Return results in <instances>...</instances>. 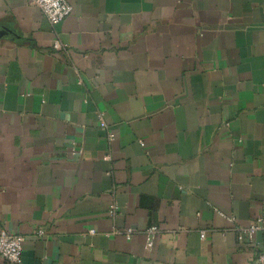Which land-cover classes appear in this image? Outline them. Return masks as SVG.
<instances>
[{
    "label": "crops",
    "instance_id": "1",
    "mask_svg": "<svg viewBox=\"0 0 264 264\" xmlns=\"http://www.w3.org/2000/svg\"><path fill=\"white\" fill-rule=\"evenodd\" d=\"M68 1L52 25L0 0V229L25 236L20 264H252L264 0Z\"/></svg>",
    "mask_w": 264,
    "mask_h": 264
},
{
    "label": "built area",
    "instance_id": "2",
    "mask_svg": "<svg viewBox=\"0 0 264 264\" xmlns=\"http://www.w3.org/2000/svg\"><path fill=\"white\" fill-rule=\"evenodd\" d=\"M32 5L39 7L42 13L46 16L48 21L52 25H57L63 19H65L72 12V5L68 0H28ZM52 48L54 50L62 49L66 50V46L56 38L52 42ZM102 126H105L104 121L101 122ZM117 210V204L112 202L108 213L114 215ZM263 228V219L260 216H255L251 220L250 224L243 227H235L238 241H246V239L251 241L253 235L259 229ZM133 229L128 227L125 229V235L127 238L131 237ZM91 232H93L91 230ZM158 232V227L156 225H151L145 229L146 233V246L150 247L153 244L154 236ZM43 229H37L35 232L36 236L44 235ZM205 236L204 231L200 233V237ZM25 236L22 234H14L6 231L5 229H0V256L4 258L8 264H20L22 259L23 242ZM252 264H264V250L260 251Z\"/></svg>",
    "mask_w": 264,
    "mask_h": 264
},
{
    "label": "water",
    "instance_id": "3",
    "mask_svg": "<svg viewBox=\"0 0 264 264\" xmlns=\"http://www.w3.org/2000/svg\"><path fill=\"white\" fill-rule=\"evenodd\" d=\"M7 32H9V29L5 26L0 25V37L5 35Z\"/></svg>",
    "mask_w": 264,
    "mask_h": 264
}]
</instances>
